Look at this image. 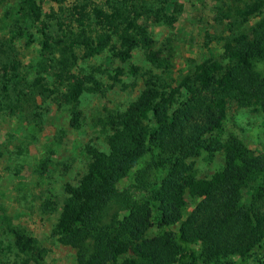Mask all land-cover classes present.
Wrapping results in <instances>:
<instances>
[{
    "label": "trees",
    "instance_id": "trees-1",
    "mask_svg": "<svg viewBox=\"0 0 264 264\" xmlns=\"http://www.w3.org/2000/svg\"><path fill=\"white\" fill-rule=\"evenodd\" d=\"M73 2L63 11L69 24L56 20V39L44 32L38 0H17L15 13L42 25V48L54 55L60 104L76 128L80 96L101 90L94 75L101 70L78 74V61L109 51L127 63L137 48L158 67L165 61L153 51L143 13L134 11L132 0L118 1L110 12L90 0ZM233 13L238 19L223 37L226 64L205 59L177 87L148 73L136 100L107 117L109 151L86 147L87 171L76 185H65L54 228L58 242L75 250L76 264H113L120 258V264H264V153H253L233 136L222 142L216 135L230 102L264 115V76L255 71L264 61V0H250ZM251 18L257 21L248 30L237 31ZM138 72L129 67L130 74ZM122 74L117 68L109 75L113 86ZM181 88L187 92L183 100ZM219 151L224 168L209 179L197 178L190 160ZM142 162L154 168L153 179ZM127 179L129 187L120 188ZM246 189L251 194L245 203ZM186 195L198 200L187 215ZM151 228L157 230L153 236ZM6 230L17 253L35 260V241L9 223Z\"/></svg>",
    "mask_w": 264,
    "mask_h": 264
},
{
    "label": "rangeland",
    "instance_id": "rangeland-1",
    "mask_svg": "<svg viewBox=\"0 0 264 264\" xmlns=\"http://www.w3.org/2000/svg\"><path fill=\"white\" fill-rule=\"evenodd\" d=\"M38 1L47 27L44 32L56 39V20L61 18L69 24L63 11L74 2ZM118 1L90 0L106 12L116 7ZM249 1L132 0L137 7L134 11L143 13L153 51L159 52L157 57L165 62L161 67L152 64L140 48L132 52L127 63L112 58L109 51L78 61L77 70H73L78 74L101 70L94 73L101 90L80 96L75 128L70 125L71 112L60 104L61 86L54 77V55L42 48V25L22 20L15 13L17 0H0V264H76L75 250L58 242L54 228L67 197L65 185H76L87 171L86 147L109 151L110 131L106 130L105 121L108 116L125 111L136 100L148 73L159 75L177 87L185 76L192 78L195 66L205 59L226 64L223 37L228 34L227 30L234 28L229 24L238 19L233 10ZM256 21L257 18H251L237 31L248 30ZM5 64L8 67L4 71ZM12 65H17L15 71L10 68ZM130 66L138 67V74H130ZM117 68L123 74L113 86L109 75H114ZM255 71L264 76V61L255 65ZM181 93L180 100H183L187 92L181 88ZM263 119L261 112L230 102L226 119L216 135L222 142L233 136L253 153L262 154ZM190 161L200 179L211 178L225 165L222 151L212 156L203 153ZM141 166L153 179L154 168L147 162ZM131 182L121 181L120 188H128ZM250 194L249 189L243 191V202L250 200ZM185 198L187 215L198 200L187 195ZM7 223L35 241L38 247L33 256L35 260L17 253L7 233ZM156 232L151 228L148 235ZM122 260L113 264H120Z\"/></svg>",
    "mask_w": 264,
    "mask_h": 264
}]
</instances>
